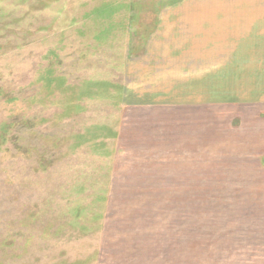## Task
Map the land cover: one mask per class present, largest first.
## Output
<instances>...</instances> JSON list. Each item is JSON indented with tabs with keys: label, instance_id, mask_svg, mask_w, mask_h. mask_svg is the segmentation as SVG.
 Segmentation results:
<instances>
[{
	"label": "rangeland",
	"instance_id": "rangeland-1",
	"mask_svg": "<svg viewBox=\"0 0 264 264\" xmlns=\"http://www.w3.org/2000/svg\"><path fill=\"white\" fill-rule=\"evenodd\" d=\"M204 1L0 0V264H264V155L235 146L264 137V107L214 108L200 153L179 142L156 185L116 149L149 85L125 72L130 30L148 33L147 4Z\"/></svg>",
	"mask_w": 264,
	"mask_h": 264
},
{
	"label": "crops",
	"instance_id": "crops-1",
	"mask_svg": "<svg viewBox=\"0 0 264 264\" xmlns=\"http://www.w3.org/2000/svg\"><path fill=\"white\" fill-rule=\"evenodd\" d=\"M149 6L145 11L151 12L148 15L152 19L146 26L151 28H139L148 33L141 37L130 30L129 41L137 35L141 48L126 61L125 72L135 75L133 85L149 83L139 87L140 91L157 92L146 97L141 92V98L124 100L117 133L121 147L116 149L128 155L131 178L138 170L145 176L142 179L151 182L164 177L165 156L176 152L179 142L186 146L179 147L178 155L200 153L197 149L190 152L189 144L209 136L214 108H220L216 112L222 118L228 116L230 108L264 107V0L161 2ZM129 17L130 22L144 21L140 17L136 20L133 14ZM145 75L149 76L146 81ZM130 84L127 93L138 95L130 92ZM176 90L193 93L185 98L162 94ZM242 118L245 114L237 122ZM239 133L235 137L238 155L247 154L248 148L254 153L257 148V154L264 155L260 149L264 137H256L255 132ZM241 143L246 149L239 147Z\"/></svg>",
	"mask_w": 264,
	"mask_h": 264
}]
</instances>
